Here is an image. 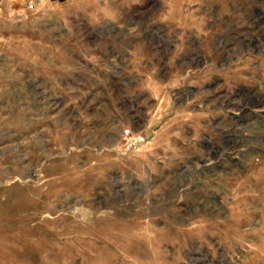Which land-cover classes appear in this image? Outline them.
Listing matches in <instances>:
<instances>
[{"label":"rangeland","instance_id":"1","mask_svg":"<svg viewBox=\"0 0 264 264\" xmlns=\"http://www.w3.org/2000/svg\"><path fill=\"white\" fill-rule=\"evenodd\" d=\"M0 264H264V0H0Z\"/></svg>","mask_w":264,"mask_h":264},{"label":"built area","instance_id":"2","mask_svg":"<svg viewBox=\"0 0 264 264\" xmlns=\"http://www.w3.org/2000/svg\"><path fill=\"white\" fill-rule=\"evenodd\" d=\"M29 5L32 6V1L29 2ZM124 136H128V140L125 142L127 147H134L137 146L139 143H141L144 140V137L139 135V136H133L131 134V131L129 128H125L123 130Z\"/></svg>","mask_w":264,"mask_h":264}]
</instances>
